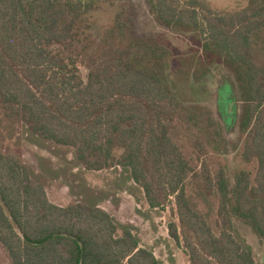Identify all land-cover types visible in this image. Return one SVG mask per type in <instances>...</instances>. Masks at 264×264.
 <instances>
[{"label":"trees","instance_id":"trees-1","mask_svg":"<svg viewBox=\"0 0 264 264\" xmlns=\"http://www.w3.org/2000/svg\"><path fill=\"white\" fill-rule=\"evenodd\" d=\"M116 1L0 0V243L14 264H162L90 190L52 203L6 145L27 134L87 171L123 168L152 209L174 197L190 264H260L236 220L264 246V0H147L146 35Z\"/></svg>","mask_w":264,"mask_h":264},{"label":"rangeland","instance_id":"rangeland-1","mask_svg":"<svg viewBox=\"0 0 264 264\" xmlns=\"http://www.w3.org/2000/svg\"><path fill=\"white\" fill-rule=\"evenodd\" d=\"M209 1L216 10L221 11L243 7L248 0ZM116 3L128 8L139 35H146L151 28H156L157 25L150 22L147 0H117ZM115 10L116 8L109 7L96 13V17L99 18V27L95 29L97 35L100 33V26L102 29L110 23ZM80 68L84 79L87 80V69L84 66ZM224 74L226 73L223 71L214 74L211 80L213 90L216 89L217 83L227 80L223 79ZM228 100L229 104L224 112L231 118L233 125L236 121V106L232 95ZM209 103L215 110L217 109L215 96L210 98ZM22 140L21 148L16 145L17 136L12 141L7 140L6 145H12L14 150L22 155L24 163L41 175L52 203L68 206L80 199L85 190H90L99 197L100 206L116 220L133 226L134 232L141 240V245L153 250L162 264H190L183 245H178L169 234V223L172 218H177L172 214V209L175 207L174 197L168 206L152 209L144 197L143 190L134 181L128 180V174L123 168L87 171L73 163V151L70 148L48 143L40 144L27 134L23 135ZM229 158L231 165L236 164L233 155ZM236 224L254 248L259 263L264 264V246L261 245L258 237L242 221L236 220ZM0 264H14L8 250L1 243Z\"/></svg>","mask_w":264,"mask_h":264}]
</instances>
